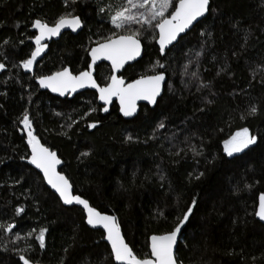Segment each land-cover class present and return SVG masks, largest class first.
I'll return each mask as SVG.
<instances>
[{
    "label": "trees",
    "instance_id": "obj_1",
    "mask_svg": "<svg viewBox=\"0 0 264 264\" xmlns=\"http://www.w3.org/2000/svg\"><path fill=\"white\" fill-rule=\"evenodd\" d=\"M124 8L137 19L151 15V5L132 8L127 0H0V264H24L22 255L45 264H117L103 231L86 225L80 207L63 205L27 162L29 130L57 151L74 192L115 215L137 257L150 256L149 236L171 231L192 207L175 250L180 264H264V223L254 214L264 192V0H210L207 14L163 55L154 27L161 18L118 28L111 17ZM69 14L82 29L49 41L23 68L34 51L33 23ZM137 30L143 54L121 74L165 72L153 107L142 104L125 119L114 103L103 114L92 90L61 98L36 84L66 65L86 68L90 46ZM110 74L107 63L96 65L99 84ZM26 112L30 129L21 122ZM244 128L256 143L227 155L224 142Z\"/></svg>",
    "mask_w": 264,
    "mask_h": 264
},
{
    "label": "snow or ice",
    "instance_id": "obj_2",
    "mask_svg": "<svg viewBox=\"0 0 264 264\" xmlns=\"http://www.w3.org/2000/svg\"><path fill=\"white\" fill-rule=\"evenodd\" d=\"M127 3L131 4L132 8H143L145 5H151V8L148 10L151 13L150 17L144 13H139L140 18L137 19L136 15L129 14L130 10L128 8H124L117 11L111 17L112 23L118 28H123L125 25L132 23L152 26V22L157 17H160L161 19L155 23L154 27L159 29V45L163 53L168 44L175 41L178 35L183 33L193 21L204 15L208 10L209 0H179V3L175 5V11L168 18L164 17V13L172 4V0H127ZM157 5H159V10H157ZM101 10L103 11V9ZM69 16H61L53 27H50L47 23H43L40 20H36L33 23V27L39 30V35L34 37L37 47L31 53V57L22 62L23 68L31 69L33 61H35L36 57L46 47L45 44H42L46 36H56L65 27H71L73 30L80 27V18L75 16L69 18ZM139 35L140 30L133 31L130 35H122L115 40L110 39L108 43L100 44L97 48H93V62L100 57H104L112 61L114 70L122 67L125 61L132 60L140 55ZM197 55L199 54L197 53ZM4 67L5 65L0 63V69ZM160 67H163V65H160ZM192 75L195 76L196 73ZM111 79V84L107 87L99 88L100 99L109 101L112 96H119L121 111L125 116H131L136 110V100L143 99L150 103L156 102V97L160 94L161 82L164 81L165 77L163 73L146 76L128 84L126 88L120 87L124 84L122 79L117 78L115 75ZM40 84L42 87H51L52 91H59L61 95L69 88L75 91L76 88L85 86L97 87L90 71L81 72L79 76H73L68 69H64L49 77H42ZM104 111H107V109L105 108ZM256 111V107L253 106L249 114H255ZM21 122L26 128H31V122L27 112L24 114ZM95 126V124L89 125V127ZM163 126V124L159 125V127ZM28 136V143L32 146L31 163L42 170L47 182L59 193L65 204L75 202L82 205L88 213L87 223L94 227L102 226L106 230V239L111 244L112 254L117 262H121V264H177L173 251L174 245L177 243V236L181 231V226L189 219V215L193 210L192 207L188 208V211L184 213L183 219L180 220L170 233L159 236L153 235L151 237V258L138 259L121 236L116 218L114 216L102 215L96 209L92 208L87 200L82 199L80 196H73L68 180L55 171L56 165L60 163L56 153L39 146V142L30 130ZM128 139L131 140L132 137L129 136ZM256 141L257 137L250 135L249 130L244 128L224 142V151L227 155L232 156L234 153H239L247 149L250 145L255 144ZM88 154V152L82 153L83 156H87ZM195 203L196 201L194 200L193 204ZM22 211L23 209H17V215ZM256 215L261 220H264V195L260 197L259 210L256 212ZM0 227H3V225H0ZM13 227V224H8L5 230L10 231ZM36 239L39 241L41 248H43L45 229L39 231ZM20 259L23 260L24 264H30L29 260L23 255Z\"/></svg>",
    "mask_w": 264,
    "mask_h": 264
},
{
    "label": "water",
    "instance_id": "obj_3",
    "mask_svg": "<svg viewBox=\"0 0 264 264\" xmlns=\"http://www.w3.org/2000/svg\"><path fill=\"white\" fill-rule=\"evenodd\" d=\"M178 3H179V0L176 1L175 5L178 4ZM175 5H174L173 9L170 11V13H169L168 15L164 16L165 18L170 17L171 13H172L173 11H175ZM209 5H210V0H209ZM209 5H208V10H209ZM208 10L204 13V15L198 17L195 21H193V23H192V24H191V25H190V26H189V27H188L183 33H180L175 41H173L171 44H168V45L165 47L163 53L161 52L160 45H159V29H157V45H158V48H159V52H160V54L163 55V54L165 53L166 49H168L170 46H172L173 44H175V43L179 40V38H180L181 36H183V35H184L186 32H188V31H189V30H190V29H191V28H192V27H193V26H194L199 20H201V19L207 14ZM66 16H69V15H66ZM71 16L79 17L78 15H70L69 18H71ZM79 18H80V17H79ZM57 20H58V19H57ZM57 20H56L54 23H52V24H49V23H47V24H48L50 27H53V26H55V23L57 22ZM80 20H81V18H80ZM40 21H41V20H40ZM41 22H43V21H41ZM43 23H46V22H43ZM82 27H83V22H82V20H81V25H80V27L77 28L76 30H73L71 27H65V28H62L61 31H60V33H59L58 35H56V36H51V37L46 36L45 39H44L42 42L49 41V40H51V39H56L58 36H60V34H61L63 31H71L72 33H77L78 31H80V30L82 29ZM33 28H34V27H33ZM34 30L36 31L35 36L39 35V30H38L37 28H34ZM122 35H130V34H128V33H120V34L114 35V36H112V37H110V38H107V39H104V40H102V41H99V42L93 44L92 46H90V48H89V50H88V57H89L88 65H87L86 68L82 69L81 71H78V72L74 73V72L71 71L70 67H69L68 65H66V66H64L63 68H61V69H59V70H56V71H54V72H52V73L37 76V77L35 78V82H36V84L38 85V87H39L41 90H47L50 94L55 95V96H58V97H61V98H65V97H67V98H71V97H73L74 95H76L77 93H80V92H82V91H84V90H92V91H94V92L96 93V99H97V102L102 106L101 111H102L103 114H106L107 112H109V110H110V106L113 104V102H115L116 105H117V111H118V113H119L123 118H125V119H129V118L134 117V116L138 113V111H139V109H140V104H142V103L148 105L149 107H153V106L156 104V102H155V103H150V102L147 101V100L138 99V100L135 101V108H136L135 112H134L131 116H125V115L123 114V112L121 111V103H120V98H119V96H112L111 99H110L109 101H105V100H101V99H100L99 88L107 87L109 84H111V83H112V79H111V78H112L113 75H115V76H116L117 78H119V79H122V80L124 81V84L121 85L120 87H124V88H126L128 84H131V83H133L134 81L139 80V79H141V78H143V77H146V76H152V75H156V74H159V73H163L165 79H164V81L161 82V86H160V94L156 97V101H157V99L163 94L164 86H165V83H166V74H165V72H163V71H158V72H155V73H149V74L140 75V76H138V77H136V78H134V79H131V80H127L125 77H123V76L120 74V73L123 71V69L125 68L126 65L133 63L134 61L138 60V59L142 56V54H143V44H142V42H141L140 39H139V40H140V55H139V56H136V57H135L134 59H132V60H127V61H125L124 64H123V66L120 67V68H118V69H115V70H114V69H113V65H112V61H111L110 59H106V58H104V57H100V58L97 59L95 62H93V57H92V49H93V48H97L100 44L108 43L110 39H112V40L118 39V38H119L120 36H122ZM35 36H34V37H35ZM33 43H34V45H36V43H35V39H34V38H33ZM36 46H37V45H36ZM101 62L107 63V64L109 65L110 69H111L110 77H109L108 81H107L105 84H99L98 81H97L96 78H95V66H96L97 64L101 63ZM0 63H2V62H0ZM64 69H68V71H69L73 76H79V74H80L81 72L90 71V72L92 73V79L95 81L97 87L85 86V87H81V88H76L75 91H72V89L69 88V89H68L63 95H61L59 91H52V88H51V87H42V86H41V84H40V79H41L42 77H49V76H52L53 74H55V73H57V72H61V71H63ZM3 70H4V68H3V69H0V73H1ZM105 108L107 109V111H104ZM36 140L39 142V146H42V147H44V148H47L49 151H51V152H55V153H56V156H57V158L60 160V163L56 165L55 171H56L57 173L63 175V176L68 180L69 184L71 185V194H72L73 196H80L82 199L87 200V199L84 198L83 196H81V195H79L78 193L74 192L73 185H72L70 179H69V178L66 176V174L61 170V164H62V162H61V158L58 156L57 151H56L55 149L51 148L50 146H47L46 144L42 143L40 140H38V139H36ZM31 156H32V146L29 144L28 156H27V159H26L27 162H28V163H29V164H30L35 170H37V171L40 173V175L42 176V178H43L44 183L46 184V186H47L52 192H54V193L57 195V197L59 198V200L61 201V203H62L63 205H66V206L76 205V206L80 207V208L83 210L84 221H85L86 225H87L88 227H90V228L100 229V230L103 231V238H104V240L106 241V243L108 244V246H109V248H110V251H111V254H112L111 244H110V242L106 239V235H107L106 230H105L102 226H95V227H94V226L89 225V224L87 223L88 213H87L86 209H84V207H83L82 205L77 204V203H75V202H73L72 204H65V203L63 202V200L61 199L59 193H58V192H57V191H56V190H55V189H54V188H53V187L47 182V180H46V178H45L44 173L42 172V170L39 169V168H37L34 164L31 163ZM261 195H264V192L259 193L258 196H257V204H256V208H255V213H254V214H255V217H256L260 222L264 223V220H261V219L256 215V212L259 210L260 197H261ZM87 201H88V200H87ZM88 203H89V201H88ZM89 205H90L92 208L96 209V211L100 212L102 215H109V216H114V217H115V215L112 214V213H109V212H106V211H101V210H99V209L93 207L90 203H89ZM115 218H116V217H115ZM116 221H117V220H116ZM176 226H177V225H176ZM176 226H175V227H176ZM182 226H183V225H182ZM182 226H181V228H182ZM175 227H174V228H175ZM174 228H173V229H174ZM173 229H172V230H173ZM172 230H171V231H172ZM171 231H168V232H165V233H160V234H158V233H154V234H151V235L149 236V250H150V254H151V237H152L153 235H157V236H159V235H164V234L170 233ZM180 232H181V231H180ZM120 234H121V236L124 238V236L122 235L121 230H120ZM179 236H180V233H178V236H177V243H178V240H179ZM124 240H125V238H124ZM125 242H126V240H125ZM126 243H127V242H126ZM177 243L174 245V249H173L175 259H176V256H175V250H176ZM127 244H128V243H127ZM128 245H129V244H128ZM129 247H130V245H129ZM130 248H131V247H130ZM112 257H113V260H114L115 263H117V264H121V262H117V261L114 259L113 254H112ZM137 258H138V259L151 258V255L148 256V257H145V258H139V257H137ZM176 261H177V259H176ZM29 262H30V264H45V263H43V262H39V261H30V260H29ZM177 264H180V263L177 261Z\"/></svg>",
    "mask_w": 264,
    "mask_h": 264
},
{
    "label": "flooded vegetation",
    "instance_id": "obj_4",
    "mask_svg": "<svg viewBox=\"0 0 264 264\" xmlns=\"http://www.w3.org/2000/svg\"><path fill=\"white\" fill-rule=\"evenodd\" d=\"M33 29H34V28H33ZM63 32H65V31H63ZM63 32H62V33H63ZM70 32H71V31H70ZM62 33H61V34H62ZM71 33H72V32H71ZM35 34H36V31H35ZM61 34H60V35H61ZM34 36H35V35H34ZM58 37H59V36H58ZM58 37H57V38H58ZM33 38H34V37H33ZM33 38H32V42H33ZM57 38H56V39H57ZM51 40H55V39H51ZM51 40H49V41H51ZM49 41L42 42V44L47 45V43H48ZM33 45H34V43H33ZM35 47H37V46L34 45V49H35ZM41 53H42V52H41ZM41 53H40V54H41ZM30 57H31V56H30ZM36 58H37V57H36ZM35 60H36V59H35ZM33 62H34V61H33ZM101 63H104V62H101ZM95 67H96V66H95ZM4 68H5V67H4ZM80 71H81V70H80ZM74 73H76V72H74ZM120 74H121V73H120ZM121 75H122V74H121ZM122 76H123V75H122ZM123 77H124V76H123ZM127 80H128V79H127ZM113 103L116 105L115 102H113ZM98 104H99V103H98ZM142 104H143V103H142ZM142 104H140V105H142ZM99 105H100V104H99ZM112 105H113V104H112ZM112 105H111V106H112ZM145 105H146V104H145ZM100 106H101V105H100ZM111 106H110V107H111ZM116 107H117V105H116ZM101 108H102V106H101ZM109 111H110V110H109Z\"/></svg>",
    "mask_w": 264,
    "mask_h": 264
},
{
    "label": "rangeland",
    "instance_id": "obj_5",
    "mask_svg": "<svg viewBox=\"0 0 264 264\" xmlns=\"http://www.w3.org/2000/svg\"><path fill=\"white\" fill-rule=\"evenodd\" d=\"M157 10H159V5H157ZM35 49H36V47H35ZM35 49H34V50H35ZM239 131H241V130H239ZM239 131H236V132H239ZM236 132H235V133H236ZM235 133H234V134H235ZM234 134H233V135H234ZM233 135H232V136H233ZM232 136H231V137H232ZM231 137H230V138H231ZM230 138H229V139H230ZM229 139H227V140H229ZM223 149H224V144H223Z\"/></svg>",
    "mask_w": 264,
    "mask_h": 264
}]
</instances>
